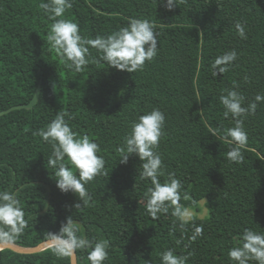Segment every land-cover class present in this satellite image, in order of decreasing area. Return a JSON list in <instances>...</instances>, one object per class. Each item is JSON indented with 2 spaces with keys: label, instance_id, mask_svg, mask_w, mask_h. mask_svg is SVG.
Returning a JSON list of instances; mask_svg holds the SVG:
<instances>
[{
  "label": "trees",
  "instance_id": "1",
  "mask_svg": "<svg viewBox=\"0 0 264 264\" xmlns=\"http://www.w3.org/2000/svg\"><path fill=\"white\" fill-rule=\"evenodd\" d=\"M40 2L0 0V111L30 103L42 81L33 109L0 117V191L19 190L28 221L13 243L34 247L73 215L88 239L109 240L104 264H159L168 248L178 255L191 252L187 264H233L228 250L239 243V234L245 228L264 232V104L245 120V159L237 164L226 158L229 144L221 137L234 122L224 118L219 97L233 82L245 106L264 93V0H178L173 10L160 0H74L63 18L77 22L88 38L110 34L129 18L155 25L158 55L134 73L102 60L79 73L67 69L47 43L52 21ZM238 20L247 39L237 33ZM232 49L237 61L214 77L211 63ZM90 51L99 59L101 53ZM153 108L166 115L157 149L164 160L161 182L175 172L189 195L181 204L207 200L209 216L195 219L204 232L194 242L188 239L191 225L183 234L172 230L171 209L156 220L147 213L144 193L151 183L139 178V157L118 161L116 148L131 122ZM59 111L70 114L74 132L100 145L105 159L107 175L86 186L90 207L76 210L72 205L79 197L57 188L55 169L46 167L51 145L33 134ZM210 128L220 129L217 136ZM88 251L77 250L79 264H90ZM0 264H71V258L57 257L51 247L35 254L4 249Z\"/></svg>",
  "mask_w": 264,
  "mask_h": 264
},
{
  "label": "clouds",
  "instance_id": "2",
  "mask_svg": "<svg viewBox=\"0 0 264 264\" xmlns=\"http://www.w3.org/2000/svg\"><path fill=\"white\" fill-rule=\"evenodd\" d=\"M160 2L165 3L168 10H173L178 5V0ZM73 3L74 0H41L39 3V8L52 21L47 32V43L67 69L79 73L90 63H99L102 60L109 67L134 73L143 70L146 62L153 61L158 55L159 33L148 19L129 18L127 25L110 34H97L94 38H88L81 35L77 22L63 18L66 11L73 7ZM235 28L240 38L247 39L244 23L236 21ZM90 49L101 53L99 59L92 56ZM238 56L235 49L217 56L210 65L212 75L216 77L226 73ZM244 79L247 81L248 77ZM237 88L238 85L233 82V88L222 90L219 102L224 108V118L231 117L234 122L232 127L223 128L224 135L221 139L229 144L226 158L239 164L244 162L242 150L248 142L245 120L249 115H255L258 106L264 104V93H257L245 106L246 97ZM70 120L69 113L59 111L45 128L33 134L39 135L44 142L51 145L52 152L47 158L46 167L55 169L52 178L61 192H73L79 197L80 202L72 205L77 210L91 206L93 198L86 186L96 176L107 175V172L105 159L99 155L100 145L87 134L74 132ZM165 124L166 115L160 108H153L132 121L130 131L116 148L118 161L127 164L131 155L139 157L142 161L139 178L151 183L144 193L147 213L156 220L171 209V214L175 217L172 230L178 227L183 234L187 226L191 225L192 234L188 239L194 242L204 232V225L195 223L197 214L194 209L198 202L192 200L191 206L181 204L182 199L189 200V195L184 190L183 181L177 178L175 172H168L163 182L160 179L165 176L164 160L157 149ZM219 131V128L209 129L213 136H217ZM199 206H203V201L199 202ZM200 219H203V215ZM27 227L28 221L21 207L19 190L0 191V244L11 245ZM47 236L52 242L51 250L59 258H72L77 250L88 249L90 251L87 252V259L90 264H104L109 258V240L88 239L82 234V229L73 215L68 216L66 222L61 224L59 232H47ZM191 255V252L178 255L174 249L168 248L160 253L159 264H187ZM228 258L233 264H264V232L245 228L239 234V243L229 248ZM148 264L151 262L148 261Z\"/></svg>",
  "mask_w": 264,
  "mask_h": 264
},
{
  "label": "water",
  "instance_id": "3",
  "mask_svg": "<svg viewBox=\"0 0 264 264\" xmlns=\"http://www.w3.org/2000/svg\"><path fill=\"white\" fill-rule=\"evenodd\" d=\"M41 91H42V81L39 83V86L36 90V93L32 99V101L30 103L27 104H21V105H15L9 109L0 111V117L9 114L12 111L15 110H20V109H33L39 102L40 99V95H41ZM52 242L47 239L45 241H42L41 243H39L38 245L34 246V247H21L18 246L14 243H12L11 245H4V244H0V248L4 249H10L13 250L17 253H21V254H35V253H39L41 251H44L48 248H50V244ZM71 264H79L78 263V254L76 253L74 257L71 258Z\"/></svg>",
  "mask_w": 264,
  "mask_h": 264
},
{
  "label": "rangeland",
  "instance_id": "4",
  "mask_svg": "<svg viewBox=\"0 0 264 264\" xmlns=\"http://www.w3.org/2000/svg\"><path fill=\"white\" fill-rule=\"evenodd\" d=\"M202 201H203V206L201 207L198 204V206L194 209L195 213L197 214L196 218H200L201 215H203V218H206L209 216V211H208V207H207V200L204 199Z\"/></svg>",
  "mask_w": 264,
  "mask_h": 264
}]
</instances>
